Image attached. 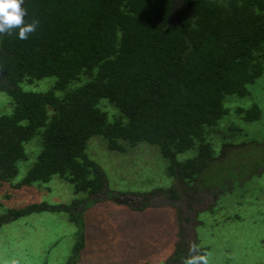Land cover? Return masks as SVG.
Here are the masks:
<instances>
[{"label":"trees","instance_id":"trees-1","mask_svg":"<svg viewBox=\"0 0 264 264\" xmlns=\"http://www.w3.org/2000/svg\"><path fill=\"white\" fill-rule=\"evenodd\" d=\"M22 7L27 23L38 21L36 30L27 39L18 29L0 33V92L10 97L0 113V230L33 213L66 212L79 227L67 264H79L85 212L106 203L103 194L135 210L160 192L180 199L173 185L134 192L144 197L137 206L117 201L127 192L109 187L87 149L96 136L122 153L157 146L167 174L194 193L225 191L241 179L264 182V133L255 134L264 115V0H24ZM254 90L258 101H231ZM235 116L251 128L244 131ZM227 118L220 142L214 135ZM54 176L85 197L4 203L14 194L9 188L41 187ZM175 248L163 264L183 259Z\"/></svg>","mask_w":264,"mask_h":264},{"label":"rangeland","instance_id":"rangeland-1","mask_svg":"<svg viewBox=\"0 0 264 264\" xmlns=\"http://www.w3.org/2000/svg\"><path fill=\"white\" fill-rule=\"evenodd\" d=\"M255 91L246 99L234 97L231 101H258ZM6 97L10 99L7 93L0 92V113L8 108ZM236 119L244 131L251 128L240 118ZM262 119V127H255L256 135L264 133V115ZM229 120L227 118L214 135L220 142L227 140L223 134L229 130L232 123ZM89 142L87 149L106 170L109 187L114 191L127 192L117 201L140 205L144 197L134 192L148 191L157 186L175 185L181 191V197L172 201L160 192L150 199L151 206L135 210L103 194L106 203H97L85 212L84 230L81 231L85 232L86 244L79 264H163L168 255L176 252V245L185 251L183 259L194 254L201 255L205 247L207 252L203 257L206 263L222 264V260H227L232 264H264L262 178H255L249 183L241 179L239 186H230L225 191L211 192L203 188L194 193L179 179L175 180L167 174L168 161L157 146L140 143L122 153L109 149L104 138L96 136ZM193 154L194 150H188L181 153L179 159L184 160ZM30 156L33 161L35 156ZM26 169L24 165L17 179L24 176ZM262 171L263 168H259L257 173ZM9 191L14 194L4 199V203L10 206L37 201L66 204L86 195L76 193L71 183L57 176L41 187L33 184L20 189L9 188ZM215 207L214 212H204ZM234 209L241 217L227 218L226 215ZM78 231V225L62 211L33 213L4 223L0 230V264H13V261L17 264H67L78 240ZM183 259L171 264H180Z\"/></svg>","mask_w":264,"mask_h":264},{"label":"clouds","instance_id":"clouds-1","mask_svg":"<svg viewBox=\"0 0 264 264\" xmlns=\"http://www.w3.org/2000/svg\"><path fill=\"white\" fill-rule=\"evenodd\" d=\"M24 0H0V33L11 34L13 29H18V37L27 39L28 34L36 30L37 20L31 23L25 21L27 9L22 7ZM13 264H17L13 261ZM185 264H206L204 257L192 255L188 257Z\"/></svg>","mask_w":264,"mask_h":264}]
</instances>
